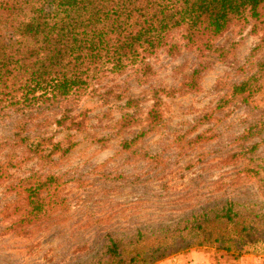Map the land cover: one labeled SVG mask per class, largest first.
<instances>
[{"label": "rangeland", "instance_id": "rangeland-1", "mask_svg": "<svg viewBox=\"0 0 264 264\" xmlns=\"http://www.w3.org/2000/svg\"><path fill=\"white\" fill-rule=\"evenodd\" d=\"M252 26L231 28L215 43L221 52L204 57L160 51L143 82L133 70L109 76L39 116L27 135L46 138L41 154L11 145L15 117L0 124V163L13 161L0 181V264H102L108 234L129 242L138 231L189 245L166 259L197 252L196 264H264V244L235 257L198 246L188 222L227 202L264 211V26ZM248 79L244 102L233 87ZM63 113L79 126H56ZM52 177L56 205L10 231L23 210L20 182Z\"/></svg>", "mask_w": 264, "mask_h": 264}, {"label": "trees", "instance_id": "trees-1", "mask_svg": "<svg viewBox=\"0 0 264 264\" xmlns=\"http://www.w3.org/2000/svg\"><path fill=\"white\" fill-rule=\"evenodd\" d=\"M251 22L254 32L264 26V0H0V124L15 117L11 145L41 154L46 138L27 135L39 116L109 76L133 70L143 82L147 60L160 51L174 55L184 48L201 57L221 52L216 41ZM252 91L250 79L233 87L244 102ZM74 118L63 113L54 123L79 126ZM12 162L0 163V181L9 178L5 165ZM28 180L16 192L23 210L10 231L40 223L57 203L50 186L56 178ZM46 190L52 202L41 196ZM188 222L198 230V246L218 244L235 257L248 254L253 243L264 244V211L254 206L235 210L227 202ZM134 237L122 242L108 234L102 264H155L189 248L142 231Z\"/></svg>", "mask_w": 264, "mask_h": 264}, {"label": "crops", "instance_id": "crops-1", "mask_svg": "<svg viewBox=\"0 0 264 264\" xmlns=\"http://www.w3.org/2000/svg\"><path fill=\"white\" fill-rule=\"evenodd\" d=\"M203 255L201 253L193 252L180 258L166 259L157 264H196L202 261Z\"/></svg>", "mask_w": 264, "mask_h": 264}]
</instances>
